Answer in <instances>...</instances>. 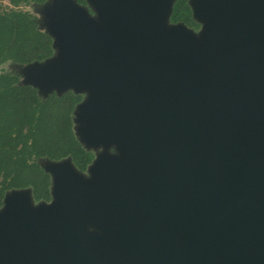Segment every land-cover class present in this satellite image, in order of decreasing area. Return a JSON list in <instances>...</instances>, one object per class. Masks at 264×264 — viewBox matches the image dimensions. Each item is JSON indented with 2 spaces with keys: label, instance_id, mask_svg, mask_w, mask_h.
<instances>
[{
  "label": "water",
  "instance_id": "95a60500",
  "mask_svg": "<svg viewBox=\"0 0 264 264\" xmlns=\"http://www.w3.org/2000/svg\"><path fill=\"white\" fill-rule=\"evenodd\" d=\"M167 1L87 0L108 29L68 24L63 82L101 87L76 136L116 153L90 178L45 168L51 203L2 206L0 264H264V0H190L199 37Z\"/></svg>",
  "mask_w": 264,
  "mask_h": 264
},
{
  "label": "trees",
  "instance_id": "16d2710c",
  "mask_svg": "<svg viewBox=\"0 0 264 264\" xmlns=\"http://www.w3.org/2000/svg\"><path fill=\"white\" fill-rule=\"evenodd\" d=\"M0 0V208L8 191L30 188L35 201L52 199V178L39 163L70 157L80 171L94 159L76 136L73 112L83 95L68 90L43 99L31 84H21L19 73L2 69L11 62L26 65L54 55L53 37L41 30L37 16L23 5L47 0ZM86 5L87 0H76ZM172 24L183 23L197 30L190 0H174Z\"/></svg>",
  "mask_w": 264,
  "mask_h": 264
},
{
  "label": "rangeland",
  "instance_id": "374dc122",
  "mask_svg": "<svg viewBox=\"0 0 264 264\" xmlns=\"http://www.w3.org/2000/svg\"><path fill=\"white\" fill-rule=\"evenodd\" d=\"M129 1H131L134 4L136 3V5H140V6H147L150 3L149 2L150 0H129ZM169 2H172V0H170ZM163 3H166V9H167L168 1L163 0ZM3 4L4 6L8 7L7 0H4ZM85 7H86L85 9L88 11L87 17H83V16L79 17L78 13L74 12V10L72 9L68 0H47L43 4L31 3L29 5H23L21 7L23 10H28L29 12L37 16L41 30L49 32L50 30L53 29L54 30L53 33L59 34L58 43H60V45H59V48L58 47L55 48L53 58H50L47 61L42 62L41 64L32 62L26 65H17L11 62H6L2 65V69L13 72V73H19L20 83L21 84L31 83L32 85L36 86V88L38 89V93L43 99L47 98V96L53 92L57 93L58 95H61L68 90H72L75 92L77 88L76 85L72 83L66 84L65 82H63L64 80L62 76H60L61 73L67 74L69 72L68 70L69 68L67 67L66 64L63 63L64 54H63L62 49L63 48L64 50L69 49L70 51V48L73 47V45H75L76 43V42H72L73 39H70L71 37L69 36L70 30L67 29L68 24L73 23V22L77 23V22H80L81 20L83 22H86L87 20L90 19V21H92L91 23H93L96 28L97 27L99 29L101 28L103 31L108 29V25H109L108 17L104 13L97 11L94 4L89 3ZM163 9H164V14H165L167 10H165L164 7ZM160 21L162 22L161 16L159 18V22ZM167 24H169V20ZM205 27H206L205 21H201L200 27L197 30L193 29L197 37L201 36V34L205 31ZM63 36L69 37L68 40L65 39V41H63ZM45 71L48 72V75L44 74L41 77L40 72H45ZM99 85L100 84L96 82V84H94V86L92 87V90L90 91V93H89V89L87 88H82L80 91L76 92V93H80L83 95V99L81 100L80 103L85 104V102H87L88 98L90 97V103L92 104L94 99L96 100L99 94L101 93L100 92L101 87ZM84 111L85 110L82 105L79 108L78 106L77 108H75L73 112L74 130L76 129L78 125L80 126V124L81 125L83 124L80 121L81 120L80 118L82 117ZM88 121L90 122V119L87 117V122ZM87 150H91L94 153L95 155L94 158H97L98 154L103 151H106L107 154L116 153V148L112 146H109L108 148H106L104 145L98 146L96 148L93 147ZM63 160L59 161L61 163V164H58L60 167L57 166V164H54L48 158H40L39 163L44 167V169L46 168V170L48 171L51 170L52 172L55 171L56 173L61 171V166L62 168L67 166L65 164L67 162L76 167V165L73 163L70 157L64 158ZM76 169L79 170L77 167ZM74 173L76 174V171H74ZM50 175L52 178L53 175L52 174ZM84 176L87 178H90L91 173L86 170L84 171ZM94 182L97 183L99 186H103L104 184L106 185L105 183L106 180L103 182L102 180L97 179V180H94ZM29 193H30V196H32L30 189H29ZM24 197H25V191L23 189H13V190L8 191L7 200L4 203L1 210L10 212L15 207L23 205V203L21 202L25 199ZM28 200H31V207H32L31 209H36L40 204L38 201H35L33 196ZM51 202L52 201L50 200V201H47L46 203L48 204Z\"/></svg>",
  "mask_w": 264,
  "mask_h": 264
}]
</instances>
